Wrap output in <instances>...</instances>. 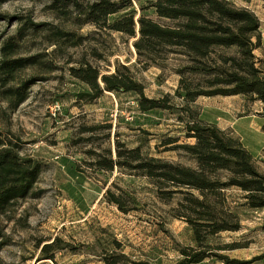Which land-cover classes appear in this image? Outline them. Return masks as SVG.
Returning a JSON list of instances; mask_svg holds the SVG:
<instances>
[{
	"label": "rangeland",
	"instance_id": "1",
	"mask_svg": "<svg viewBox=\"0 0 264 264\" xmlns=\"http://www.w3.org/2000/svg\"><path fill=\"white\" fill-rule=\"evenodd\" d=\"M52 1L10 0L0 5L1 13L17 16L0 20V47L7 40L14 41L13 57L36 59L17 71L13 81L19 85L26 79H35L28 97L10 108L0 95V135L19 143L22 158L33 157L42 164L36 184L41 194L19 200L10 218L0 214V264H108L109 255L116 258L114 264H131L132 260L172 264L181 257L180 246L198 245L192 226L176 214L184 208L179 204L184 201L183 194L175 192L161 198L159 190L171 191L175 187L169 182L159 187L137 169L119 165L108 170L100 168L92 153L108 155L111 151L115 158L120 141L127 149L139 148L145 155L196 167V159L179 146L194 143L195 138L186 136L176 112L141 110L133 92L105 91L91 101L81 98L80 93L90 88L73 76L70 68L89 61L102 73H109L117 61L125 63L144 84L145 94L154 98L168 92L173 95L179 75L169 68L143 69L137 63L135 37L89 22L80 24L70 5L66 18L60 14L62 10L51 6ZM229 1L253 10L259 20L264 14V0ZM132 10L136 17L144 13L166 22L147 0H134L128 9L111 15L110 21ZM28 20L44 26L28 27ZM260 26L264 29V20H260ZM55 27L82 37L81 44L55 41L51 35ZM255 53L262 58L264 67L263 50ZM198 101L193 103L198 109L210 104L222 111L219 122L224 128L219 127L234 137L229 121L242 118L235 129L252 148L249 150L264 172V152L260 149L264 132L258 128L264 122V103L242 95L200 97ZM55 102L60 104L56 112L51 109ZM172 102L179 106L183 99L173 96ZM92 125L97 128L85 130ZM171 137L178 140L167 143ZM224 193L225 205L238 215L240 228L209 235L205 243L215 247L231 244L230 249H214L240 259L264 254V207H249L237 187H229ZM113 196L118 197L120 206ZM196 264L224 263L211 256ZM253 264H264V257Z\"/></svg>",
	"mask_w": 264,
	"mask_h": 264
},
{
	"label": "trees",
	"instance_id": "2",
	"mask_svg": "<svg viewBox=\"0 0 264 264\" xmlns=\"http://www.w3.org/2000/svg\"><path fill=\"white\" fill-rule=\"evenodd\" d=\"M7 1L10 0H0V5ZM133 2L53 0L51 6L62 10L60 14L68 18L67 5H70L80 24L89 22L98 28L135 37L133 46L137 63L143 69L150 66L162 70L169 68L179 75L175 93L168 92L158 98L147 96L144 84L136 78L131 67L119 61L109 73H102L97 66L84 61L78 67H71V74L89 86L90 91L80 93V97L88 101L105 91L133 92L143 111L161 108L176 112L186 136L195 138L194 143L179 146L196 159L197 166L148 156L139 148L127 149L120 141H117L115 158L111 151L108 155L94 152V163L107 170L113 169L114 165L137 169L159 187L169 182L175 189L159 190L161 198L170 197L175 192L183 194L184 201L179 204L184 208L176 214L192 226L198 245L180 246L181 257L172 264H196L211 256H216L224 264H253L264 254L250 259L230 257L217 253L214 248L230 249L233 248L231 244L215 247L206 244L205 240L220 231L240 228L238 215L225 205L227 188H239L249 207H264V172L258 168L254 155L243 141L216 123L202 119L200 109L193 103L198 97L216 95L249 96L264 103V67L262 58L255 53L257 49L264 53L259 17L253 10L236 6L229 0H147L158 17L166 22L144 13L136 17L135 10L110 21L111 15L128 9ZM15 18L17 16L0 12V20ZM25 24L35 28L44 26V23L33 20ZM51 35L55 41L65 39L72 45L82 42V37H74L59 27L52 29ZM15 45L14 41L7 40L0 47V95L10 108H15L28 97V89L35 82L34 78H29L19 85L13 84L17 71L36 62L32 56L13 57ZM173 96L181 97L183 103L174 104ZM95 128L97 125L85 130ZM177 140L171 137L167 143ZM18 146L19 143L0 135V214L8 218L19 200L38 197L42 192L36 187L41 162L33 157L22 158ZM113 197L120 206L118 197ZM115 259L109 255L106 261L114 264ZM131 264L155 263L132 260Z\"/></svg>",
	"mask_w": 264,
	"mask_h": 264
},
{
	"label": "crops",
	"instance_id": "3",
	"mask_svg": "<svg viewBox=\"0 0 264 264\" xmlns=\"http://www.w3.org/2000/svg\"><path fill=\"white\" fill-rule=\"evenodd\" d=\"M258 15H260V14L258 13ZM260 20L261 21L264 20V14L263 13H262V16L260 15ZM260 31L262 32V43H263V46H264V29L262 28V26H260ZM218 96H222V95H216V96H201V97L211 98L212 99V98H216ZM235 96H238V95H228V96H223V97H232L233 98ZM199 98L200 97H198L197 100L195 101L196 104L199 102L198 101ZM199 109H200V114H201V118L202 119H204L205 121H208V122H214L218 126H221L219 120L221 119V117H223L222 115L224 113L222 111H219L218 109H215L213 107V105H210V104L205 105V106H202V107L199 106ZM247 116H250V115H247ZM261 116L264 118V115H261ZM241 119H242L241 117H236V118H234L233 121H229V123L231 122V125L230 126H231V128L233 130V134L235 133V137L239 138L245 144V142H244L245 141L244 140L245 138L243 137V135L241 136V134L235 129L237 122L239 120H241ZM263 126H264V122H262L261 124H258V128L264 132ZM222 128H224V127H222ZM246 147L248 149H252L250 146H247L246 145ZM260 149H264V145H262ZM253 155H255V154H253Z\"/></svg>",
	"mask_w": 264,
	"mask_h": 264
},
{
	"label": "built area",
	"instance_id": "4",
	"mask_svg": "<svg viewBox=\"0 0 264 264\" xmlns=\"http://www.w3.org/2000/svg\"><path fill=\"white\" fill-rule=\"evenodd\" d=\"M59 108H60V104L57 103V102L53 103L52 106H51V109H52L54 112L58 111Z\"/></svg>",
	"mask_w": 264,
	"mask_h": 264
}]
</instances>
